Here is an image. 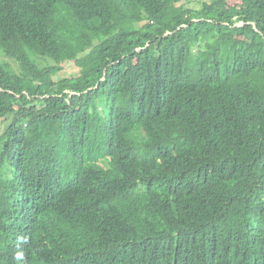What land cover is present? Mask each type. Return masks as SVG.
Listing matches in <instances>:
<instances>
[{
    "label": "trees",
    "instance_id": "obj_1",
    "mask_svg": "<svg viewBox=\"0 0 264 264\" xmlns=\"http://www.w3.org/2000/svg\"><path fill=\"white\" fill-rule=\"evenodd\" d=\"M191 1L0 0V264H264V0Z\"/></svg>",
    "mask_w": 264,
    "mask_h": 264
},
{
    "label": "rangeland",
    "instance_id": "obj_2",
    "mask_svg": "<svg viewBox=\"0 0 264 264\" xmlns=\"http://www.w3.org/2000/svg\"><path fill=\"white\" fill-rule=\"evenodd\" d=\"M210 0H192L190 4L187 6H193L195 8L199 7L202 2H207ZM75 74V68L72 67L71 64L65 65L64 70L61 71L60 76H70ZM8 125V120L0 119V133L3 132V130L6 128Z\"/></svg>",
    "mask_w": 264,
    "mask_h": 264
}]
</instances>
